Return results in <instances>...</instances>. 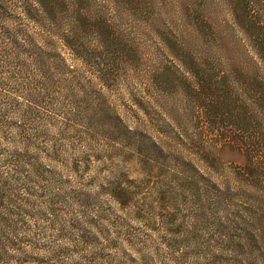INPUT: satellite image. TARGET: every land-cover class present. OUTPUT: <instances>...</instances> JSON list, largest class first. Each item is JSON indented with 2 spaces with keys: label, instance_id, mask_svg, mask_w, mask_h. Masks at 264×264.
<instances>
[{
  "label": "rangeland",
  "instance_id": "374dc122",
  "mask_svg": "<svg viewBox=\"0 0 264 264\" xmlns=\"http://www.w3.org/2000/svg\"><path fill=\"white\" fill-rule=\"evenodd\" d=\"M91 1L126 41L65 54L75 79L31 84L27 100L0 59V264H264V175L245 186L247 156L227 145L206 165L185 141L187 102L150 80L169 59L157 31L221 44L190 39L210 14L184 0ZM159 138L184 157L157 153Z\"/></svg>",
  "mask_w": 264,
  "mask_h": 264
},
{
  "label": "trees",
  "instance_id": "16d2710c",
  "mask_svg": "<svg viewBox=\"0 0 264 264\" xmlns=\"http://www.w3.org/2000/svg\"><path fill=\"white\" fill-rule=\"evenodd\" d=\"M184 2V10L192 5L197 13L210 14L206 20L194 19L190 39L198 42L208 34L206 40L221 44H186L170 32L157 31L169 59L154 70L150 80L159 78L187 102V119L193 124L187 136L195 139L185 141L201 149L206 165L214 157L211 149L227 145L244 152L248 171L243 177L248 187L252 178L264 175V0ZM94 4L91 0H0V59L18 68L9 81L18 87L16 91L25 92L27 100L38 95L29 90L31 84L51 86L75 79L67 56L70 61L88 59L94 47L85 44L101 48L126 41L106 21L104 6ZM221 11L230 19L213 20L214 12ZM2 113L0 106V118ZM28 113L26 109L22 115ZM165 115L180 122L173 111ZM184 148L183 144L180 150ZM156 149L163 156L184 157L179 150L170 152L161 138Z\"/></svg>",
  "mask_w": 264,
  "mask_h": 264
}]
</instances>
